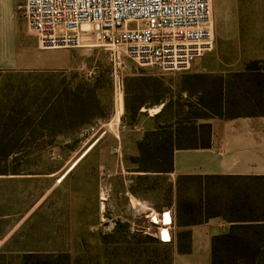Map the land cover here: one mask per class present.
<instances>
[{
	"label": "rangeland",
	"instance_id": "rangeland-1",
	"mask_svg": "<svg viewBox=\"0 0 264 264\" xmlns=\"http://www.w3.org/2000/svg\"><path fill=\"white\" fill-rule=\"evenodd\" d=\"M1 3L0 23L14 30L18 65L29 68L0 72V111L10 107L7 117L13 118V109L22 112L26 117L19 123L29 131L32 115L41 108L45 118L37 123L46 130L52 128L44 141H56L41 157L29 158L22 170L45 172L63 165L67 173L63 188L50 195L48 206L26 217L32 200L18 198L14 189L0 185V264H181L172 247L152 237L156 225L142 212L144 204H126L119 195L121 176L132 169L134 159L129 161L127 155L135 142L114 139L123 127L135 123V115L122 117L128 95L134 110L138 101L156 99L150 87H158L160 96L167 93L166 84L156 77L187 73L191 68L162 72L140 66L86 33L82 48L43 50L35 34L30 32L33 39L28 35V25L17 11L18 0L11 10ZM212 6L214 48L202 56L220 60L212 70L235 71L245 56L264 57V48H233V35L216 32V21L223 15L239 13L255 21L257 12L264 13V0H212ZM29 41L34 44L32 53L24 52ZM253 68L264 72V60ZM134 75H142V81L137 82ZM99 123L106 126L90 137L87 131ZM20 139L30 141L28 135ZM163 142L147 141L145 149L155 150ZM111 185L117 193L108 198ZM256 216L264 220L260 207ZM56 220L62 240L46 241L48 236L41 231ZM181 238L183 249H188V235L183 233ZM196 261L206 264L208 259Z\"/></svg>",
	"mask_w": 264,
	"mask_h": 264
},
{
	"label": "crops",
	"instance_id": "crops-1",
	"mask_svg": "<svg viewBox=\"0 0 264 264\" xmlns=\"http://www.w3.org/2000/svg\"><path fill=\"white\" fill-rule=\"evenodd\" d=\"M16 1L3 0V6L11 10ZM1 5L0 0V8ZM263 14L257 12L255 21H248L239 13L229 18L220 16L216 32L233 35V48L258 51L264 48ZM213 20L214 11L212 25ZM33 46L29 41L24 52L32 53ZM16 49L14 30L0 23V72L29 68L18 65ZM262 56H245L235 71L212 70L220 60L201 57L187 73L159 76L165 79L156 77L168 87L164 96L152 86L150 92L156 99L138 101L134 110H130L131 95L127 96L122 117L135 115V123L123 127L114 141H134L133 152L127 155L129 161H134L132 169L121 176L119 195L126 204H144L157 213H170L174 241L161 243L157 232L152 237L172 247L176 257L182 259L181 264H199V258L212 264L213 238L228 234L233 225L247 224L230 214L243 191L254 202L264 199V72L248 68L264 60ZM134 77L137 82L142 81V75ZM9 111L7 107L0 115ZM147 141H164L168 149L165 169L156 166L161 163V153H142L140 146ZM66 173L63 165H54L50 171L0 176V185L14 189L18 198L32 200L26 217L48 206L50 195L63 188ZM160 182H164L163 188ZM114 193L117 191L111 185L107 197L112 198ZM54 204L53 208L58 209V204ZM41 232L48 236L46 241L62 240L58 237L57 220L48 222ZM183 233L188 235L186 250L182 246Z\"/></svg>",
	"mask_w": 264,
	"mask_h": 264
},
{
	"label": "built area",
	"instance_id": "built-area-1",
	"mask_svg": "<svg viewBox=\"0 0 264 264\" xmlns=\"http://www.w3.org/2000/svg\"><path fill=\"white\" fill-rule=\"evenodd\" d=\"M17 11L43 50L79 49L83 34H92L108 49L162 72L187 71L214 46L212 0H18ZM105 126L87 134L95 137ZM141 206L160 242L171 244L170 213Z\"/></svg>",
	"mask_w": 264,
	"mask_h": 264
},
{
	"label": "trees",
	"instance_id": "trees-1",
	"mask_svg": "<svg viewBox=\"0 0 264 264\" xmlns=\"http://www.w3.org/2000/svg\"><path fill=\"white\" fill-rule=\"evenodd\" d=\"M255 64H250L248 68L251 70ZM41 112L40 108L32 115L34 124L29 131L19 123L26 117L22 112L13 109L11 115L14 114V118L0 115V176L21 175L29 158L41 157L47 148L55 145L56 141H44L46 132L52 128L46 130L41 123H37L45 118ZM27 135L30 141L20 139ZM52 136H56L55 133ZM140 149L142 153H147L145 144L142 143ZM155 150L161 153L162 158L156 166L163 170L168 164L164 160L168 149L160 145ZM259 207L264 211V199L254 202L243 191L230 214L247 224L233 225L228 234L213 238L212 264H264V224H261L264 220L256 216ZM206 212L211 213V210Z\"/></svg>",
	"mask_w": 264,
	"mask_h": 264
},
{
	"label": "bare ground",
	"instance_id": "bare-ground-1",
	"mask_svg": "<svg viewBox=\"0 0 264 264\" xmlns=\"http://www.w3.org/2000/svg\"><path fill=\"white\" fill-rule=\"evenodd\" d=\"M164 220H165V222H166L167 224H169L170 221H171V217H170L168 214H166V215L164 216ZM163 233H164V235H165V238H167V237H168V236H167V232H166V231H163Z\"/></svg>",
	"mask_w": 264,
	"mask_h": 264
}]
</instances>
